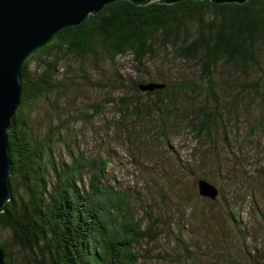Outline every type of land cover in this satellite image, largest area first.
Instances as JSON below:
<instances>
[{
	"label": "trees",
	"instance_id": "trees-1",
	"mask_svg": "<svg viewBox=\"0 0 264 264\" xmlns=\"http://www.w3.org/2000/svg\"><path fill=\"white\" fill-rule=\"evenodd\" d=\"M68 55L89 61L95 71L130 55L140 76L132 83L133 95L126 94L129 80L116 75L112 88L123 93L120 101L125 113H136L138 118L145 113L167 143L171 135L192 128L198 140L207 139L215 146L218 130L226 133L227 128L238 127L242 111L258 104L263 117L254 121L253 136L256 131H264V0H249L244 5L184 0L147 6L119 1L82 26L61 30L23 68L21 106L9 132L13 199L0 214V247L6 264L17 263L2 237L4 227L34 256L36 264H139L140 247L157 240L159 222L166 224L167 220L151 211L150 223L144 226L132 194L113 183V158L109 155L88 159L70 149L69 160L58 158L53 142L56 133L44 139L34 134V106L45 99L59 98L77 85L67 81ZM160 60L196 69L205 83L180 75L172 79L160 71L151 73L149 64L158 65ZM224 68L235 77L234 82L224 76ZM87 72L78 76L85 80ZM216 77L224 82L216 83ZM148 83L165 87L141 91L140 85ZM220 91L236 94L222 103ZM204 94L210 105H197L198 97ZM100 111H94L92 118ZM251 181H247V191L254 198ZM218 188L219 198L225 201L223 188ZM141 210L147 213L146 208ZM228 215L237 232L246 238L248 232L240 226V214L230 208ZM176 225L175 233H180L181 219ZM185 251L182 264L192 258L189 249L185 247ZM252 256L247 251L249 264H260L258 257ZM226 257L228 264L236 262L230 253Z\"/></svg>",
	"mask_w": 264,
	"mask_h": 264
},
{
	"label": "rangeland",
	"instance_id": "rangeland-1",
	"mask_svg": "<svg viewBox=\"0 0 264 264\" xmlns=\"http://www.w3.org/2000/svg\"><path fill=\"white\" fill-rule=\"evenodd\" d=\"M66 64L70 68L67 81L77 85L59 98L45 99L34 106V134L44 139L56 133L53 142L58 158L69 160L70 149L88 159L109 155L113 158V183L132 194L144 226L150 223L151 211L167 220L166 224L159 222L157 240L140 247L139 264H182L187 254L185 247L192 256L187 264H228V253L236 261L234 264H249L247 251L264 264V131L251 135L254 121L263 117L259 105L242 111L238 127L227 128L226 133L218 130L215 146L207 139L198 140L192 128L171 135L167 143L155 132L154 122L145 113L140 118L136 113H125L120 101L123 93L112 88L116 75L129 80L126 94L133 95L132 83L140 76L130 55L96 71L89 61L81 62L70 55ZM84 70L88 71L85 80L81 79ZM149 70L172 79L180 75L205 83L196 69L168 60H160L158 65L151 62ZM223 73L234 82L235 77L229 76L226 68ZM214 81L224 82L221 77ZM226 94L220 91L222 103L232 100L236 91ZM196 103L209 104V98L200 95ZM99 109L100 115L93 119V112ZM199 178L223 188L226 200H198L202 197L198 192ZM249 179L254 183V198L247 191ZM142 207L147 213L142 212ZM230 208L240 214V226L248 232L244 239L228 215ZM179 219L182 228L175 233ZM1 233L17 264H36L34 256L17 244L9 229L4 227Z\"/></svg>",
	"mask_w": 264,
	"mask_h": 264
},
{
	"label": "water",
	"instance_id": "water-1",
	"mask_svg": "<svg viewBox=\"0 0 264 264\" xmlns=\"http://www.w3.org/2000/svg\"><path fill=\"white\" fill-rule=\"evenodd\" d=\"M124 0H0V214L13 199V161L9 132L23 95L22 71L31 57L50 44L61 30L82 26L105 7ZM136 6L153 2L173 5L184 0H126ZM202 1V0H191ZM214 4H240L249 0H210ZM141 84L143 92L164 88ZM199 194L217 200L220 189L206 179L198 181ZM0 264L6 255L0 247Z\"/></svg>",
	"mask_w": 264,
	"mask_h": 264
}]
</instances>
